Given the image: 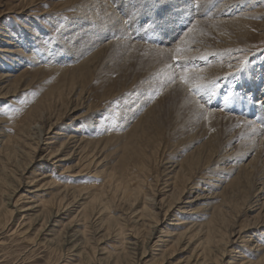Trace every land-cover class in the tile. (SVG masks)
I'll return each mask as SVG.
<instances>
[{"label": "rangeland", "instance_id": "obj_1", "mask_svg": "<svg viewBox=\"0 0 264 264\" xmlns=\"http://www.w3.org/2000/svg\"><path fill=\"white\" fill-rule=\"evenodd\" d=\"M106 1V7L111 8L112 5L111 11H120L116 17L112 16L115 15L113 12L112 15H110L115 17L111 20V23L114 25V30H119L121 33L119 32V34H112L106 32L104 36L99 37V31L97 30L92 31L93 37H90V31L88 33V28L86 26L81 28H75L77 25H70L69 27L66 26L70 18L77 14L81 3L79 0H0V148H2V141L8 137H13L15 131H17V126L20 125L21 120L27 114L29 108L34 103H36V101L40 100L43 97L42 95H44L46 92L55 90L57 91V97L54 96L53 98L56 97L55 100H58L52 106V113L46 111L43 116V121H41L39 124L37 123V125L39 127L41 126L42 129L39 139H36L35 142H33V139L27 141L28 143L33 142L32 145L37 146L36 151L30 150L23 146L25 140L23 136H21L19 140L21 149L18 146V150L16 152L11 153V149H4L3 151L0 149V182L2 181L1 178H4L6 181L11 183L10 186L9 184L4 186V183H0V264H197L202 260L201 258H204L205 256L204 253H201L202 251L200 250V246H198V242L204 240L203 235L205 234V229L201 231L202 233L199 232L198 234L196 233L197 229H195V225L199 224L200 222L207 221L211 215V208L219 203L220 200L215 199L216 197L213 198V196L212 198L205 196L210 195L211 193L210 188L212 187L208 185V181L213 175L211 173L216 169V166L213 162L217 161L218 158H221L222 154V157H226L228 159V164L225 166L226 169L224 168V170L219 174L220 179V176L222 177L227 173L228 167L233 164L236 157L239 159L237 164L242 166L248 165L252 159H254V165L255 167L257 166L256 170L261 173V177H256V171L254 168L252 169L251 167L249 168L248 166H244L247 168V170L250 169L249 172H252L250 176L252 186L258 188L257 191L253 190L254 195L256 193L259 194V191L264 187L260 182V179L263 177L262 173H264V0H185L189 5V10L185 13V15H179V17H177V19L179 18L182 22L181 26H179L177 29H174L176 26H178V24H176L177 19H174L173 15L179 14L178 12H180L181 9L184 10L187 8L188 5L185 6V1L183 0H177L179 4L177 11H174L173 9L169 10V5H174L176 2H171V4L168 5V0H165L161 6H153L154 0H120L119 4L115 3L118 7L114 5L113 0ZM140 12H143L144 14H141ZM135 13L137 15H135ZM240 16L245 22V24H243L244 27L242 31H236L235 28L230 26V29H226V31L229 30L227 31L228 34L225 35L222 34L224 32L227 33L223 27V29L219 27L222 31H217L215 28L212 29L213 27L210 26L213 25L210 23V17H219L222 19L225 17V19H230L231 23L233 22L236 24L237 21L234 19L235 17ZM121 17L123 18L120 19ZM145 17H147V20ZM159 17H161L162 20H165L164 27L161 23L157 22ZM171 17L173 20H170ZM97 21L100 23V19L98 17L90 20V30L97 28ZM115 24L117 25L115 26ZM118 24H120V28L117 27ZM194 24L199 26L200 30L202 29L207 32L210 36L213 35V37H215L217 35V48L220 49H211L212 47L206 46L202 47L203 49H198V47H195V44L189 42V46L186 41H183L181 39L182 37L184 40L187 38L185 36V34L188 32L187 28L193 26ZM107 26H110V23H108ZM154 27L159 28L160 30L162 29L160 32L164 34L169 30V34L163 37L159 36L158 34L152 36L151 31H153L152 28ZM18 29L19 31H17ZM69 29L73 30L70 33H67L66 31ZM172 29H174V31H172ZM71 34H75V37L72 38V43L70 41L68 44L66 39L68 35ZM204 35L205 34L202 35L203 39L206 41L211 40V37ZM80 36L84 37L79 40V45L74 47V40ZM180 36L181 38L179 39ZM61 38L62 40H60ZM177 42L180 43L178 44ZM182 42H184V44ZM209 42L214 43V40ZM133 43L136 44V46H134ZM66 45L69 47H65ZM90 45L92 47L98 45L97 47L99 49L103 48L102 52L104 54L101 53V55L96 58L97 60L95 59L93 64L94 66H91L90 69H88L90 70L88 76L86 75V77H80V74H77L79 77H75V85H72L70 76L65 73V75L63 74V76L60 77L61 70L56 69L61 66L63 67V65L66 66V64L70 65L72 62L73 64L74 62L75 64L79 63L82 60L84 54H86ZM174 45H177V47L180 49L183 47L181 50L184 49V52L186 50L185 53L181 51L183 56H186L187 58L189 56L190 59L191 55L193 54L195 57L193 56V59L189 62L187 61L188 59H186L181 61L179 64H176L173 56L177 54L175 50L177 47ZM187 45L188 47H185ZM167 47L168 49L173 50V53L172 51L171 54L170 51L167 53ZM6 48L13 50V52H4L7 51ZM135 48H137V50ZM158 49L161 50V54L159 53L160 50ZM208 49H211L210 52H208ZM78 50L81 53L77 56L75 55L77 57L75 58L74 54L77 53H74V51ZM201 50H205V52H198ZM49 51L50 53L51 51L55 53L57 52V55L53 56L52 60L50 59L53 63H48L47 61L46 56L49 54ZM221 52L223 53L219 55ZM226 52L230 54V56H227L225 54ZM181 53H179V55ZM187 53H190L191 55H187ZM198 53L201 54L203 60L201 57L196 56L199 55ZM216 53L220 62L222 60H229L230 66L227 70V73L231 71V74L230 72L228 74L224 73V75L219 74L216 76V79L213 78L209 80L207 78L208 80L205 79L203 82L211 84L215 83V81L218 79H240V77L245 73H249L254 80L258 78V81L252 85L245 84L243 87L241 84L234 85L235 82H232L230 85L227 81L219 88H205L200 93H194L190 91L185 85L186 93L188 90L189 92L187 94L185 92V94L182 93L183 98L181 99H184V102L186 99H190L188 101L189 103H192L193 99L197 98L196 100L198 102H196L198 104L200 103L199 105H202L201 108L199 106V110H209L210 108V110H217L219 108L230 110V106H228L229 104H232V106L240 104L241 108L250 106V108L255 109H253L251 115H247V109H242L241 111H228V115L231 114L232 117L235 118L234 120H237V118L239 119L237 121L239 126L237 124L236 127L229 126L226 124L227 119L224 121L222 120L223 124L220 122L221 126L218 130V132L220 131V134L218 136L222 142L219 151L213 154L212 159L215 158V160H212L211 162L209 161L207 168L201 169L202 174L200 173L198 175L195 173L190 182L186 184L184 192L180 194L179 202H176V199H173L170 196L172 187L174 186V183L176 184L177 182H173L174 179L171 178L173 172H169L172 170L169 165L174 162L176 164L178 160H184L182 159L184 155L195 147H198L204 140L207 139V136L199 137L200 139H194V136H191L190 139L181 140L180 143H178L176 146H173V140L176 141L179 136H176L175 133L177 130L185 131L190 127H195L200 130V126L198 125H201L203 121L199 120L194 122L196 119V117H194V111H188L187 109L182 110L183 108H181L178 112L179 120L176 126V128L180 127V130H176V128L171 130L172 127L168 129L167 123H164L167 126L162 123L152 126L150 128L151 132L149 135L153 134L155 136L151 138L153 143H151L152 145L150 144L149 146L145 142L141 143L140 148H138V143H136L135 146H138L136 155L138 156L132 154V150L129 145L126 146L128 150L125 146H122V148L120 147L121 145H124L121 144V141L123 143L126 137L123 135L120 139L118 138V135H121V133L123 134L129 128L133 127L132 125L135 120L142 115V111L144 109H147L148 105L145 107L146 104L148 102L151 103L159 96L161 97L164 95V93H166V91L169 89L170 83H172L169 81L180 80V74L184 73L185 69L187 70L188 77L191 74L190 77L193 79V81H199L201 77V79H204L203 77L209 75L207 74L209 71L206 73L202 70L204 74H200L201 76H199V73L201 72V68H204L205 65L212 67V64H214L213 68L218 65L217 61L210 62V60H214V58H216ZM202 54L205 56H202ZM225 55L227 57H225ZM203 62L205 63L202 64ZM49 65L52 67L50 66L51 68H48ZM173 65H175V67H171ZM231 66L233 67L231 68ZM195 70L196 72H200L195 74ZM233 70L234 72H232ZM217 84L218 81L215 83V85ZM227 85H230L231 87H228ZM66 87H69L68 90ZM60 89L61 95L59 96V100L58 91ZM81 89H83L81 94L82 97L79 93ZM213 91L214 94H208ZM137 92L139 93L137 94ZM153 93L154 95L156 94V96L154 99H150ZM193 96L196 98L194 97L191 99ZM226 96L228 97L227 100L225 99ZM139 102L140 104L137 105ZM143 105L145 106L143 107ZM116 107H118L119 110ZM142 108L143 110H141ZM88 109L94 110V113L92 114L93 118L91 117L89 121L93 124V128L96 130V133L94 130H90V127L85 124V126H87L82 129L83 132L81 134L78 132L75 134L89 139L91 137H89L88 134L91 133L90 135H92L94 133L93 136L101 135L100 138L106 136L107 140L109 139V141L106 143L105 149L100 153L98 152L95 154V160L97 159L96 161H99L100 159L101 162V164H99L100 166H97L98 170L103 168L102 172L105 171V173H100L101 176L98 175L95 176V178L94 176L91 177L89 173L87 174L86 171L81 172L74 178L72 176L59 175L58 172H60L61 168L55 167V170H52L53 166L50 164V160H47V158L44 156L48 147L43 143H45L46 139H50V137L53 135V138L57 137L53 139V142H55V145L58 146L60 141L67 139L66 136L69 135L66 133V136L65 134L55 136L56 134H54V132L59 131V129L62 128L65 123H67L66 127H70L73 121L72 115H80L86 112ZM108 110L109 113L112 114H108ZM125 111L126 114H129L128 116L130 119H121L124 116L123 114H125ZM223 112L226 113L224 110ZM118 114L122 116H118ZM114 117L116 118L114 119ZM244 117L247 120L246 123H250L249 127L246 129L243 125L246 124L243 121L245 120ZM94 118L97 120H94ZM80 119L88 120L89 115H84ZM240 119H242V121ZM55 121H58V123ZM252 122L254 124H252ZM12 123H15V126H13ZM171 123L172 122H170V124ZM242 126L243 128H240ZM73 127L74 126H72V129ZM259 127H262V132L260 134L254 133L257 128L259 130ZM106 130L108 131L106 132ZM48 131L51 133H47ZM60 131H63L64 133L67 131V129ZM188 131L192 133V130ZM193 131H196V129ZM159 135H161V137ZM162 136H165L166 138ZM158 137L161 139H158ZM162 139H164V141ZM156 143H158L160 146L163 145L162 148L159 147V145L157 146ZM192 144L194 147L191 146ZM145 145L148 146V148ZM72 147L73 146H71V149L68 148L69 150L65 149L61 151V155H65L68 151H72ZM123 147H125L124 151ZM144 147H146L145 150H147L145 153L142 152V154L138 149L144 151V149H142ZM26 151H28L27 153L29 154L24 153ZM236 154H239V156ZM8 155H10V158H8ZM143 155H145L144 157H147L144 158ZM76 156L78 157L79 155L76 154ZM77 157H75L74 160L63 162L62 167L75 163ZM137 157L144 158L143 168H145H142V170L141 166H139L141 159ZM30 158L31 160L27 161ZM25 163H27V165ZM234 167L239 166L234 165ZM92 169L94 168L92 167ZM232 170L231 173L229 172L228 174V176L230 175V178H233L232 176H235L238 172L237 168ZM45 172H47V175L48 173L52 172L51 179L48 177L40 178L42 177L40 175H45ZM110 172L114 174L116 173L117 175L115 174V176L119 178L120 181H116L114 179L108 180L107 176ZM206 172H208L207 175ZM131 175L134 178L136 177L135 179L139 180V182L137 181L136 183V180L131 177ZM78 177L80 178L78 179ZM106 179L108 181H106ZM44 180H55L56 182L62 185L65 184L69 187L86 185L89 186L88 191L91 193H96L95 196H97L95 200H90L92 199V195L83 194L82 198H76L72 200L71 195H68L69 197L61 203L58 210V208L55 207L56 204L54 201L60 195L58 189H62L63 186L58 185L55 182H50L47 183L45 187L41 188L42 191L37 190L35 191L36 193L34 192L31 195L28 192L34 187L43 184L45 182ZM79 180L80 182L78 183ZM140 180H143V182ZM222 182L223 180L220 181L219 184L224 185L225 182ZM30 183H32V185ZM241 183L243 182L241 181ZM179 184L180 183L178 182L176 185ZM241 185L242 184H239L240 187ZM218 187L219 188L216 189L215 192L220 191L221 186ZM139 188L140 196L136 199V202H128V199L124 198V195H122L123 193H126L125 189L127 191L129 189V191L134 192ZM236 188H238V185ZM11 191L13 194H11ZM145 191L149 194L150 198L152 197L154 199L152 200L151 198L146 201L148 203V207L150 206V210L147 211V214L143 213L142 215V205L144 204L143 201H145V199H142L144 198L142 195L145 193ZM262 191H264V189ZM9 193L11 194V199L9 200V203H7L6 197H8ZM198 193L201 195V198L195 199V196L198 195ZM25 195L26 197H31V200H28V202L24 203L23 199H25ZM21 196L23 198H19ZM41 198L43 200H53V204L49 207H43V210L41 207H36L33 210H26L24 213L18 210L22 204L26 206L30 203L32 205L38 204V202L42 200ZM186 200L188 202H185ZM250 200L251 199L247 200V204L237 207L236 209L234 208L231 211L232 214L230 212V214L227 216L226 225L228 226L225 228V230L223 227L222 231H225V234L223 235L225 237V235H227V229H229V227L234 228L232 235H230V242L227 244L219 240L215 245L213 244L216 247L213 246L212 248L218 255L215 257L214 255L212 256L211 253L210 256H206L205 261L201 262L200 264H210V262L211 264H225V262L230 257L229 255H231L230 264H252V262L263 253L264 248H262L263 250H261L258 255L253 256V250L264 247V243H262L264 235H259V233L261 234V232H264V226L263 228L261 227L260 230L254 229L256 232L252 235H250L251 233L247 231L249 228H246L251 227V222H253L256 218H259L258 222L261 221V224L263 222L261 215H259L260 217H257L260 201L257 198H254V203L250 204ZM106 202L108 203L106 204ZM151 202L153 204H151ZM199 204H202L206 208L193 214H185L189 213V211L195 210L196 206H199ZM169 206L175 208L174 216H172L171 210H167ZM152 207L154 208L152 209ZM248 207L250 208L248 209ZM204 210L206 214H201L204 212ZM238 210L240 211L238 212ZM56 211L60 212V216H55L54 219L50 220L49 215L53 216ZM150 211L153 212L149 213ZM94 212L97 214L95 215ZM135 213H137L139 216H137ZM23 215L25 217H23ZM98 215L100 216L98 217ZM179 218H181L182 221H186L184 222L185 224H176L178 223L177 221H179ZM110 219H112L113 222ZM100 221L102 223H99ZM142 223H147L148 226ZM192 224H194V226H192ZM240 224H242L241 229H244L242 235H250L249 242L247 243L240 241V239L237 240V233L238 229L240 228ZM106 225L109 227L107 228ZM190 225L192 227L187 229ZM244 225L246 226L243 227ZM167 227H173V229H170L172 230L170 231V235L163 236L164 239H167V243L164 242V240L160 242L157 241L156 236L161 233L162 229L165 230ZM150 228L151 231H153L149 238L147 234ZM189 230H191V233ZM180 231H183L184 234H187L186 236L183 235L177 240L176 237ZM57 233L59 235H57ZM71 233H74V235L71 236ZM216 236L217 237L215 239H219L220 233L218 232ZM155 241L157 242L154 243ZM145 245L147 253L145 256H143L141 254ZM222 249L225 250L223 253L221 252V255L219 252Z\"/></svg>", "mask_w": 264, "mask_h": 264}, {"label": "bare ground", "instance_id": "obj_2", "mask_svg": "<svg viewBox=\"0 0 264 264\" xmlns=\"http://www.w3.org/2000/svg\"><path fill=\"white\" fill-rule=\"evenodd\" d=\"M79 1H81V3H80V8L78 9V11H77V14H75L73 17H71L70 18V20L67 22V24H66V26L67 27H69L70 25H77V26H75V28H81V27H83V26H86L87 28H88V33H89V31H90V33H89V36L90 37H93V35H92V31H99L98 32V35H99V37H102V36H104V34L106 33V32H109V33H117V34H119V32L121 33V31H119V30H114V25L111 23L112 21V19H114L117 15H118V13L120 12V11H117V10H112L111 11V9H112V5H111V8H108V7H106L107 5H105L106 4V0H79ZM120 0H113V2H114V5H116V7H118L117 6V4H119L120 2H119ZM128 1V0H127ZM165 0H154V3H153V6H161V4L164 2ZM183 1H185V0H183ZM122 2V1H121ZM136 2V1H135ZM171 2H176V4H174V5H169V4H171ZM194 2V1H193ZM234 2V1H233ZM115 3H117V4H115ZM224 3V2H223ZM247 3V2H246ZM110 4V3H109ZM185 6H187L188 5V3L185 1ZM198 4V3H197ZM197 4H195V5H197ZM129 5V4H128ZM168 5H169V10H171V9H173L174 11H177V9L179 8V4H178V2H177V0H168ZM120 6V5H119ZM121 6H122V4H121ZM125 6H127V5H125ZM137 6V5H136ZM131 7V6H130ZM188 7H189V5L187 6V8H185L184 10L183 9H181V13L180 12H178L179 14H175V15H173V17H174V19H177V17H179V15H181V16H183V15H185V13L189 10L188 9ZM191 7V6H190ZM196 7V6H195ZM115 8V7H114ZM198 8V7H197ZM123 9V8H122ZM150 9V8H149ZM217 9V8H216ZM222 9V8H221ZM225 9V8H224ZM227 9V8H226ZM109 10V11H108ZM129 11V10H128ZM198 11V10H197ZM214 11V10H213ZM221 11V10H220ZM223 11V10H222ZM112 12L113 13H115V15H112ZM155 12V11H154ZM141 14H144L143 12H140ZM139 13V14H140ZM184 13V14H183ZM112 16H115V17H112ZM124 14V13H123ZM222 14V13H221ZM135 15H137L136 13H135ZM196 15V14H195ZM215 15H217V14H215ZM214 15V16H215ZM125 16V15H124ZM239 16V15H238ZM86 17V18H85ZM96 17H98L99 19H100V23L97 21L96 22V26H97V28H94L93 30H90V25H89V22H90V20L91 19H93V18H96ZM144 17V16H143ZM219 17H221V16H219ZM219 17H216V18H212V17H210V23L211 24H213V25H210V26H212L213 28L212 29H214L215 28V30H217V31H222L220 28H224V30L226 31V29H230V26H232L233 28H235L236 29V31H242L243 30V24H245V22L243 21V19H241L242 17L240 16V17H235V19L234 20H236L237 21V23L235 24V23H231V21H230V19L228 20V19H225V17H224V19H222V18H219ZM119 18V17H118ZM118 18H116V19H118ZM123 17H121L120 19H122ZM146 18V20H147V17H145ZM212 18V19H211ZM127 19V18H126ZM202 19H204V18H202ZM202 19H200V20H202ZM208 19V18H207ZM170 20H173V18L171 17L170 18ZM199 20V21H200ZM117 21V20H116ZM120 21V20H119ZM123 21V20H122ZM247 21V20H246ZM158 23H161L162 25H163V27H164V25H165V20H162L161 19V17H159L158 18V21H157ZM108 23H110V26H107V24ZM101 24H102V26H101ZM176 24H178V26H176L174 29H177L179 26H181V24H182V22H181V20L178 18L177 19V23ZM197 24V23H196ZM117 24H115V26H116ZM119 25L120 24H118V26L117 27H119ZM122 25V24H121ZM195 25V24H194ZM191 26V27H189V28H187V34H185V36L187 37L185 40H184V38L182 37L181 38V36L179 37V39L181 38L183 41H186V43H188L189 44V42H191L192 44H195V47H198V49H203L202 47H204V46H206V47H212L211 49H220V48H217V45H218V42H217V40H216V36L215 37H213V35L212 36H210L207 32H205L204 30H200V27L199 26H197V25H195V26ZM198 25H199V23H198ZM222 25V26H221ZM131 26V25H130ZM133 26V25H132ZM204 26V25H203ZM109 27V28H108ZM122 27V26H121ZM126 27V26H125ZM220 27V28H219ZM120 28V27H119ZM124 28V27H123ZM222 28V29H223ZM174 29H172V31H174ZM73 29H69L68 31H66L67 33H70L71 31H72ZM128 30V29H127ZM152 30L153 31H151L152 32V36L153 35H159V36H165V35H168L169 34V30L164 34V33H161L160 31L162 30H160L159 28H152ZM210 30H211V28H210ZM17 31H19V29L17 30ZM115 31H117V32H115ZM123 31V30H122ZM186 31V30H185ZM227 31H229V30H227ZM226 31V32H227ZM232 31V30H231ZM123 32H125V31H123ZM122 32V33H123ZM224 32V31H223ZM126 33V32H125ZM212 33V32H211ZM218 33H220V32H218ZM217 33V34H218ZM40 34V33H39ZM38 34V35H39ZM203 34H205V35H207L208 37H211V40L213 41L214 40V43H211V42H209V41H211V40H209V41H206L205 39H203L202 37V35ZM213 34H215V33H213ZM221 34V33H220ZM222 34H225V35H227L228 34V32L227 33H222ZM237 34V33H236ZM72 35V34H71ZM71 35H68V37H67V42H68V44L70 43V41H71V43H72V38H74L75 37V34H73L72 36ZM121 35V34H120ZM128 35V34H127ZM204 35V36H205ZM52 36V35H51ZM123 36H125V35H123ZM82 37H84V36H80L79 38H77V39H75L74 40V42H75V45H74V47H77L78 45H79V40L80 39H82ZM128 37V36H127ZM128 39V38H127ZM206 39H208V38H206ZM220 39V38H219ZM18 40V39H17ZM60 40H62V38L60 39ZM188 40H190V41H188ZM223 40V39H222ZM181 41V40H180ZM219 41V40H218ZM224 41V40H223ZM225 42V41H224ZM24 43V42H23ZM178 43V42H177ZM180 43V42H179ZM178 43V44H179ZM183 44H184V42H182ZM181 43V44H182ZM134 44V43H133ZM176 44V43H175ZM177 44V45H178ZM145 45V44H144ZM177 45H174V46H176L177 47ZM232 45V44H231ZM59 46V45H58ZM98 46V45H97ZM97 46H95V47H92L91 45L88 47V50H87V52L86 51H84V52H86V54H84V56L82 57V60L79 62V63H76L75 64V62H74V64H73V62H72V64H70V65H67L66 64V66H64L63 65V67L61 66V67H58L56 70H61L60 71V77L61 76H63V74L65 75V73L66 74H68L69 76H70V81H71V83H72V85L75 83L74 82V79H75V77H79V76H77V74H80V77H86V75L88 76V74H89V71L90 70H88V69H90V67L92 66H94L93 64H94V62H95V59L96 58H98L100 55H101V53H103L102 51V49L103 48H101V49H99ZM134 46H136V44H134ZM137 46H138V44H137ZM139 46H140V44H139ZM179 46V45H178ZM181 46V45H180ZM189 46H190V44H189ZM191 46H193V45H191ZM65 47H69L68 45H66ZM99 47H101V46H99ZM142 47V46H141ZM172 47V46H171ZM185 47H188V45L187 46H185ZM213 47H216V48H213ZM1 48V47H0ZM15 48V47H14ZM39 48V47H38ZM164 48V47H163ZM172 48H174V47H172ZM183 48V47H182ZM181 48V49H182ZM44 49V48H43ZM49 49V48H48ZM58 49V48H57ZM74 49V48H73ZM136 50H137V48H135ZM142 49V48H141ZM160 49H161V46H160ZM160 49H158V50H160ZM167 49H168V47H167ZM186 49V48H185ZM194 49H196V48H194ZM210 49V50H211ZM227 49V48H226ZM229 49V48H228ZM6 50L7 51H4V52H13V50H11V49H9V48H6ZM26 50V49H25ZM35 50H37V49H35ZM51 50V49H50ZM60 50V49H59ZM175 50H176V48H175ZM184 50V49H183ZM183 50H181L182 52H184ZM210 50L208 49V52H210ZM224 50V49H223ZM233 50V49H232ZM28 51V50H27ZM149 51V50H148ZM163 51V50H162ZM167 51V50H166ZM170 51V54H171V51H172V53H173V50H170V49H168V51H167V53ZM188 51H190V50H188ZM228 51V50H227ZM230 51H231V49H230ZM29 52H30V50H29ZM28 52V53H29ZM39 52H42V51H39ZM161 52V50L159 51V53ZM185 52H186V50H185ZM184 52V53H185ZM198 52H200V53H202V52H205V50H201V51H198ZM214 52V51H213ZM44 53V52H43ZM49 54H47V56H46V58H47V61H48V63H50L51 62V60L53 59V56H55V55H57L55 52H53V51H51V53H50V51L48 52ZM74 53H77V54H74V56L76 55H79L81 52H79V50L78 51H74ZM174 53H175V51H174ZM181 53V52H180ZM183 53V54H184ZM191 53V52H190ZM189 53V54H190ZM207 53V52H206ZM223 52H221V53H219V55H221ZM32 54V53H31ZM104 54V53H103ZM161 54V53H160ZM188 53H187V55H189ZM192 54V53H191ZM190 54V55H191ZM195 54H196V52H195ZM199 54V53H198ZM209 54H211V53H209ZM227 56H230V54H228L227 52L225 53ZM30 55V54H29ZM38 55V54H37ZM39 55H40V53H39ZM38 55V56H39ZM42 55H44V54H42ZM83 55V54H82ZM121 55V54H120ZM164 55V54H163ZM177 55V54H176ZM180 55H182V53L180 54ZM185 55V54H184ZM225 55V57H227ZM26 56V55H25ZM38 56H36V57H38ZM44 56V57H45ZM75 56V58H77ZM175 56V55H174ZM173 56V57H174ZM183 56V55H182ZM193 54L191 55V57H190V59H189V56H188V62L190 61V60H192L193 59ZM197 57H201V54H199V55H196ZM202 56H205V55H203L202 54ZM215 56H216V58H214V60H210V62L211 61H217V63H218V65L217 66H215L214 68H213V65L214 64H212V67H208V66H204V68H201V72L200 71H198V72H196V70L194 71V73L196 74V73H199V76H201V75H203L204 74V72H208L207 74H209V75H207L206 77H203L204 79H201L200 77V80L199 81H205V79H213V78H215L216 79V76H218L219 74L221 75V74H223L224 75V73H227V70H228V68H229V66H230V62H229V60L227 61H224V60H222L221 62L219 61V58H218V55H217V53L215 54ZM40 57V56H39ZM38 57V58H39ZM102 57V56H101ZM100 57V58H101ZM163 57V56H162ZM195 57V56H194ZM196 57V58H197ZM223 57H224V54H223ZM27 58H29V57H27ZM26 58V59H27ZM103 58V57H102ZM202 58V57H201ZM221 58H222V56H221ZM51 59V60H50ZM67 59V58H66ZM79 59V58H78ZM161 59V58H160ZM198 59V58H197ZM223 59V58H222ZM259 59V58H258ZM74 60V59H73ZM72 60V61H73ZM97 60V59H96ZM101 60V59H100ZM99 60V61H100ZM202 60H203V58H202ZM28 61V60H27ZM103 61V60H102ZM164 61H165V59H164ZM44 62V61H43ZM35 63V62H34ZM47 63V62H46ZM51 63H53V62H51ZM71 63V62H70ZM100 63V62H99ZM205 62H203L202 64H204ZM102 64V63H101ZM28 65V64H27ZM62 65V64H61ZM99 65V64H98ZM118 65V64H117ZM120 65V64H119ZM187 65V64H186ZM51 65H49V67L48 68H51L50 67ZM110 66V65H109ZM156 66V65H155ZM199 66V65H198ZM234 66V65H233ZM233 66H231V68L233 67ZM237 66V65H236ZM54 68V67H53ZM187 68V67H186ZM188 68H190V67H188ZM166 69V68H165ZM193 69V68H192ZM191 69V70H192ZM53 70H55V69H53ZM190 70V71H191ZM197 70H198V68H197ZM204 72H203V71ZM237 70V69H236ZM189 72V71H188ZM203 72V73H202ZM230 72V74H231V71H229ZM228 72V73H229ZM232 72H234V70L232 71ZM174 73V72H173ZM194 73H192V74H194ZM227 73V74H228ZM169 74V73H168ZM201 74V75H200ZM191 75V74H190ZM190 75H189V78H191L190 77ZM235 75V74H234ZM194 76V75H193ZM223 78H224V76H223ZM132 79V78H131ZM173 79H175V78H173ZM207 79V80H208ZM214 79V80H215ZM152 80V79H151ZM206 80V81H207ZM150 81V80H149ZM218 81V84L216 85V87L215 88H219V87H221L222 85H224V83H226L227 81H228V83L231 85L232 84V82H235V84L234 85H236V84H241L242 85V87H243V85H245V84H253V83H255V82H257L258 81V78L257 79H252V76L249 74V73H245L244 75H242L241 77H240V79L239 78H236V79H231V78H228V79H226V80H221V79H218V80H216L215 81V83ZM136 82V81H135ZM169 82H172V83H170V86H169V89L166 91V90H164V91H166V93H164V95H162L161 97L159 96L157 99H155L154 101H152L151 103H147L146 101V106L145 105H143V107L145 106V107H147V105H148V107H147V109L144 111L143 110V108L141 109V110H143L142 111V115L140 116V117H138L136 120H135V122L133 123V127H131V128H129L126 132H124L123 134L121 133V135H118V138H120L121 139V137L124 135V137H126V139L123 141V143H122V141H121V144H124V145H121L120 147L122 148V146H130L131 147V150H132V154L133 155H136L137 154V147L138 148H140V144L141 143H146V144H148V146L151 144V143H153V141L151 140V138H153V134H151V135H149L150 134V132H151V127L152 126H156V125H158V123L160 124V123H162V124H166L167 123V125H168V129L170 128V127H172V129L171 130H174L175 128H176V126H177V124H178V120H179V116H178V112H179V110L181 109V108H183L182 110H185V109H187L188 111H194V117H196V119H195V121L194 122H197V121H199V120H202L203 121V123H201V125H198V126H200V130L199 129H197V128H195V127H190V128H188L187 130H185V131H181L179 128H176V130L177 129H179L180 131H178L177 130V132L175 133L176 134V136L177 135H179L178 136V139L175 141V140H173V143H172V145L174 146H176L178 143H180L181 142V140H185V139H190L191 138V136H194V139H197V138H199V137H205V136H207V139L206 140H204L198 147H195L194 149H192V150H190L189 152H187L185 155H184V157L182 158V159H184V160H182V161H179L178 160V162L175 164V162L174 163H171L170 165H169V167L170 168H172V170L171 171H169V172H173V174L171 175V178L172 179H174V181L173 182H179L180 184L179 185H176L175 183H174V186L172 187V190H171V194H170V196L174 199H176V202H179V197H180V194H182V192H184V189H185V187H186V184H188L189 182H190V180L194 177V175H195V173L196 174H202V171H201V169H204V168H207V165L209 164V161L211 162L212 160H215V158H213L212 159V157H213V154L214 153H217L218 151H219V148H220V146H221V140H220V138H219V134H220V131L218 132V130H219V127L221 126L220 125V122L223 124V122H222V120L224 121L225 119H227V123H226V121H225V123L226 124H228L229 126H232V127H236L237 125L239 126V124H237L238 122V118H237V120H234L235 118H233L232 117V115L230 114V115H228V111H241L242 109H247L248 110V114L247 115H251V112L253 111V109H255V108H250V106H245V107H240V104H236V106L234 105V106H232V104H229L228 106H230V110H225V109H221V108H219V109H217V110H214V109H212V110H199L198 108H199V106H200V108H201V105H199L197 102V98L195 97V96H193L191 99H193L194 97L196 98V99H193V101H192V103H189V101L188 100H190V99H186L185 100V102H184V99H181V98H183V95H182V93L183 94H185L186 93V91H185V84H182V81L181 80H172V81H169ZM69 84H70V82H69ZM68 84V85H69ZM64 85V84H63ZM62 85V86H63ZM67 85V84H66ZM71 85V86H72ZM75 85V84H74ZM159 85V84H158ZM184 85V86H183ZM228 86V87H231V86ZM13 87V86H12ZM18 87V86H17ZM138 87V86H137ZM148 87V86H147ZM187 87V86H186ZM60 88V87H59ZM61 88H63V87H61ZM67 88V87H66ZM69 88V87H68ZM68 88H67V90H68ZM122 88H123V86H122ZM142 88V87H141ZM141 88H140V90H141ZM188 88V87H187ZM54 89H55V87H54ZM120 89V88H119ZM135 89H137V88H135ZM139 89V88H138ZM144 89V88H143ZM147 89V88H146ZM52 90H53V88H52ZM57 90V89H56ZM118 90V89H117ZM145 90V89H144ZM154 90V89H153ZM55 91V90H54ZM49 91V92H46L44 95H42L43 97L40 99V100H38V101H36V103H34L30 108H29V110H28V112H27V114L25 115V117L21 120V123H20V125H18L17 126V128H16V130L17 131H15V134L13 135V137H8L7 139H5L4 141H2V148H0L2 151L4 150V149H7V150H9V149H11V153H13V152H16L17 150H18V146H19V148L21 149V146H20V144H19V140H20V138H21V136H23L24 138H25V140H24V147H27L28 149H30V150H35L36 151V149H37V146H34V145H32V143L33 142H35L36 141V139H39V135L41 134V132H42V129H41V126L39 127L38 125H37V123L39 124L41 121H43V116H44V113L46 112V111H48V112H51L52 113V106H53V104L55 103V102H57L58 100L56 99L55 100V98L57 97V95H56V92L57 91ZM60 91H61V89L58 91V98H59V96L61 95L60 94ZM138 91V90H137ZM203 91V90H202ZM67 92V91H66ZM66 92H65V94H66ZM82 92H83V89H81V91L79 92L80 93V95L82 94ZM140 92V91H139ZM139 92H137V94L139 93ZM147 92V91H146ZM149 92V91H148ZM153 92V91H152ZM151 92V93H152ZM185 92V93H184ZM189 92V90L187 91V93ZM154 93H156V92H154ZM154 93L152 94V97H150V99H154V97L156 96V94L154 95ZM186 93V94H187ZM132 94H134V93H132ZM150 94V93H149ZM193 94V93H192ZM209 94V93H208ZM84 95V94H83ZM54 96H56L55 98H53ZM112 96V95H111ZM134 96V95H133ZM145 96V95H144ZM143 96V97H144ZM182 96V97H181ZM81 97H82V95H81ZM136 97V96H135ZM134 97V98H135ZM146 97V96H145ZM144 97V98H145ZM148 97H149V95H148ZM210 97H212V96H210ZM209 97V98H210ZM120 98V97H119ZM143 98V99H144ZM38 99V98H37ZM78 99H79V97H78ZM121 99V98H120ZM136 99V98H135ZM141 99V98H140ZM149 99V98H148ZM147 99V100H148ZM149 99V100H150ZM59 100H60V98H59ZM75 100H76V98H75ZM145 100V99H144ZM144 100H142V101H144ZM139 101V100H138ZM186 101H187V103H186ZM197 101V102H196ZM121 102V101H120ZM141 102V101H140ZM140 102L139 103H137V105L138 104H140ZM200 102V101H199ZM263 102V101H262ZM143 103V102H142ZM118 104V103H117ZM117 104H115V105H117ZM145 104V103H144ZM201 104H203V103H201ZM111 105V104H110ZM114 105V104H113ZM112 105V106H113ZM262 105H263V103H262ZM119 106V105H118ZM124 106V105H123ZM227 106V107H228ZM111 107V106H110ZM112 108V107H111ZM117 109H118V107H116ZM122 108V107H121ZM125 108V107H124ZM140 108H141V106H140ZM204 108H205V106H204ZM206 108H208V107H206ZM127 109V108H126ZM96 110H99V109H96ZM102 110V109H101ZM100 110V111H101ZM119 110V109H118ZM125 110V109H124ZM141 110H139V111H141ZM223 110L226 112V113H224L223 112ZM94 110H91V109H88L86 112H84V113H82V114H80V115H77V116H73L72 115V123H71V126L70 127H66L67 125V123H65L64 124V126L62 127V128H60L59 129V131H55L54 132V134H56L55 136H59V135H64L65 134V136H66V133H68V135L69 136H66L67 137V139H65V140H62V141H60V143H59V141H58V143H59V145L57 146V145H55V142H53V139H55V138H57V137H54L53 138V135L50 137V139H46V141H45V143H43V144H46L47 145V151H46V154L44 155L46 158H47V160H50V164H52V170H55V167L57 168V167H60L61 168V170H60V172H58L59 173V175H67V176H72L73 178L75 177V176H78L81 172H83V171H86V173L88 174H90L91 175V177L92 176H94V178H95V176H98V175H100V173L102 174V173H105V171L104 172H102L103 171V168H101V169H99L98 170V167L97 166H100L99 164H101V162H100V159H99V161H96L95 160V154L96 153H100L101 151H103L104 149H105V147H106V143H107V141H109V139L107 140V137L106 136H104L103 138H100L101 137V135H98V136H93V134L92 135H90V134H88L89 135V137H91V138H89V139H86V138H83V136H78L77 134H75V133H82L83 131H82V129L84 128V127H86L87 125L90 127V130H94V128H93V124L89 121L90 120V118L92 117V114L94 113L93 112ZM112 111V110H111ZM103 112V111H102ZM119 112V111H118ZM50 113V114H51ZM100 113V112H99ZM104 114V113H103ZM103 114H102V116H103ZM108 114H112V113H109V110H108ZM117 114V113H116ZM131 114V113H130ZM84 115H86V116H88L89 115V119L88 120H84V119H80L82 116H84ZM100 115V114H99ZM98 115V116H99ZM124 116L121 118V119H127V118H129V114H126V111H125V114H123ZM93 116H95V115H93ZM118 116H122V115H120V114H118ZM104 117V116H103ZM113 117V116H112ZM258 117H259V114H258ZM93 118V117H92ZM106 118V117H105ZM111 118V117H110ZM116 117H114V119H115ZM239 118H241V117H239ZM245 118V117H244ZM243 118V119H244ZM100 119H101V117H100ZM99 119V120H100ZM120 119V118H119ZM125 119V120H126ZM130 119V118H129ZM80 120H82V121H80ZM84 120V121H83ZM93 120V119H92ZM91 120V121H92ZM94 120H97V119H95L94 118ZM93 120V121H94ZM241 121H242V119H240ZM103 121H104V118H103ZM109 121V120H108ZM113 121V120H112ZM120 121V120H119ZM164 121H166V122H164ZM172 122L171 124H170V122ZM245 123L247 122V120H246V118H245V120H243ZM55 122H57L58 123V121H55ZM240 122V121H239ZM243 122V123H244ZM16 123V122H15ZM15 123L13 124V126H15ZM94 123V122H93ZM96 123V122H95ZM109 123H110V121H109ZM114 123V122H113ZM157 123V124H156ZM85 124H87L86 126H85ZM112 124V123H111ZM123 124V123H122ZM164 124V125H165ZM191 124V123H190ZM237 124V125H236ZM252 124H254L253 122H252ZM52 125V124H51ZM163 125V126H164ZM167 125H165V126H167ZM244 125V128L246 129L247 127H249V125H250V123H246V124H243ZM72 126H74L73 127V129H72ZM96 126V125H95ZM122 126V125H121ZM98 127V126H97ZM96 127V128H97ZM100 127V126H99ZM114 127V126H113ZM149 127V128H148ZM159 127V126H158ZM162 127V126H161ZM160 127V128H161ZM50 128V127H49ZM106 128H108V127H106ZM148 128V129H147ZM166 128V127H165ZM240 128H243V126L242 127H240ZM52 129H54V128H52ZM66 130L67 129V131H65L64 133H63V131H60V130ZM86 129V128H85ZM99 129V128H98ZM101 129H103V128H101ZM194 129H196V131H193ZM120 130V129H119ZM153 130V129H152ZM166 130V129H165ZM188 130H192V133L190 132V131H188ZM86 131H88V130H86ZM100 131V130H99ZM98 131V132H99ZM104 131V130H103ZM108 130H106V132H107ZM115 131V130H114ZM122 131V130H121ZM154 131V130H153ZM152 131V132H153ZM157 131V130H156ZM167 131H169V130H167ZM252 131V130H251ZM50 131H48L47 133H49ZM94 132L96 133V130H94ZM109 132H111V131H109ZM119 132V131H118ZM118 132H116V133H118ZM194 132V133H193ZM196 132V133H195ZM262 132V127H259V130H258V128H257V130H255V132L254 133H256V134H260ZM51 133V132H50ZM99 133H101V132H99ZM104 133H105V131H104ZM177 133H180V134H177ZM222 133V132H221ZM106 134V133H105ZM120 134V133H119ZM144 134H146V135H144ZM158 134V133H157ZM104 135V134H103ZM110 135V134H109ZM116 135V134H115ZM155 135H156V133H155ZM164 135V134H163ZM222 135V134H221ZM64 136V137H65ZM113 136V135H112ZM111 136V137H112ZM160 137H161V135H159ZM183 136V137H182ZM43 137V136H42ZM63 137V138H64ZM110 137V136H109ZM123 137V138H124ZM155 137V136H154ZM160 137H158V139H161ZM162 137H165V136H162ZM157 138V137H156ZM166 138V137H165ZM164 138V139H165ZM256 138V137H255ZM32 140L33 139V142H27L28 140ZM111 139V138H110ZM164 139H162L163 141H164ZM200 139V138H199ZM170 140V139H169ZM104 141V142H103ZM157 141V140H156ZM163 141H162V143H163ZM73 142V143H72ZM56 143H57V141H56ZM136 143H138V146L136 147L135 146V144ZM168 143H169V141H168ZM157 144V146L159 145L158 143H156ZM226 144V143H225ZM152 145V144H151ZM167 145V144H166ZM71 146H73L72 147V151H68L65 155H61V151H63V150H69L68 148H70L71 149ZM146 146V145H145ZM148 146H146L147 148H148ZM163 146V145H162ZM162 146H160L159 145V147H161L162 148ZM192 147H194V145L192 144L191 145ZM224 146H228V145H224ZM125 147H123V151H124V148ZM146 147H144V148H142V149H144V151H142L141 149H138V150H140L141 151V153L142 152H144L145 153V151L147 150H145V148ZM156 147V146H155ZM12 148H15V149H12ZM126 149H127V147H126ZM1 150H0V152H1ZM128 150V149H127ZM19 151H21V150H19ZM29 151V150H28ZM28 151H26V152H24V153H26V154H29V153H27ZM119 151V150H118ZM126 151V150H125ZM163 151V150H162ZM247 151V150H246ZM73 152V153H72ZM128 152H130V151H128ZM148 152V151H147ZM146 152V153H147ZM155 152V151H154ZM185 152V151H184ZM258 152V151H257ZM71 153H72V155H71ZM79 153V154H78ZM156 153V152H155ZM262 153V152H261ZM9 154V153H8ZM76 154L77 155H79L78 157L76 156ZM103 154V153H102ZM143 154V153H142ZM154 154V153H153ZM219 154V153H218ZM217 154V155H218ZM245 154V153H244ZM156 155V154H155ZM235 155V154H234ZM237 155V154H236ZM43 156V157H44ZM136 156H138V155H136ZM145 155H143V157H144ZM154 156V155H153ZM223 156V154L221 155V158H218L217 159V161H215V162H213L214 164H215V166H216V169L215 170H213V172L211 173V174H213L212 175V177H208L209 178V181H208V185L209 186H211L212 188H210L211 189V193H210V195H205V196H207L208 198H212V196H213V198H215V199H220L219 200V203H217L216 205H214L212 208H211V215H210V218L207 220V221H205V222H200L199 224H196L195 226V229H197L196 230V233H198L199 234V232H201L203 229H205L204 231V240H202V241H200V242H198V246H200V250L202 251L201 253H204V258H201L202 260L200 261V262H198L197 264H200L201 262H204L205 261V257L206 256H210V254L212 253V256L214 255L215 257L218 255L217 253H215L216 251H214V249L212 248L219 240H221V241H223L224 243H229L230 242V235H232V231H233V227H229V229H227L228 231H227V235H225V237L223 236L224 234H225V228L228 226V225H226V221H227V216H228V214H230V212L235 208H237V207H240V206H243V205H245V204H247V200L248 199H251L250 200V204H252V203H254V198H257L259 201H260V205H259V211L257 212V217H260L259 215H261L262 216V224H261V221L260 222H258V220H259V218H256L253 222H251V227H253V228H251V227H246V228H249V230H247L248 232H250L251 234L250 235H252L253 233H255L256 231L254 230V229H261V227L263 228V226H264V191H262L263 189H264V187L259 191V194L258 193H256L255 195H254V193H253V190H255V191H257V189L258 188H256L255 186H252V182L250 181L251 179H250V176H251V174H252V172H249V170H247V166L250 168H254L255 169V171H256V177H261L260 175H261V173H259V171H257L256 170V168H257V166L255 167V163H254V159H252V161L248 164V165H238L237 163L239 162V159L236 157V159H235V161L233 162V164H231V166L230 167H228V171H227V173L226 174H224L222 177L220 176V179H219V174L224 170V168H225V166L228 164V159L226 158V157H222ZM237 156H239V154L237 155ZM75 157H77L76 159V161H75V163H73V164H71V165H67V166H65V167H62L63 165H62V163L63 162H67V161H71V160H74L75 159ZM100 157V156H99ZM124 157V156H123ZM133 157V156H132ZM137 157V158H140L141 159V162H143V160H144V158H146V157ZM178 157H179V155H178ZM220 157V156H219ZM232 157H233V154H232ZM235 157V156H234ZM241 157V156H240ZM8 158H10V155H8ZM41 158V157H40ZM72 158V159H71ZM256 158V157H255ZM102 159H103V157H102ZM102 159H101V161H102ZM29 160H31V158L30 159H28L27 161H29ZM41 160V159H40ZM132 160V159H131ZM231 160V159H230ZM233 160V159H232ZM241 160V159H240ZM119 161V160H118ZM148 161H149V159H148ZM147 161V162H148ZM174 161H175V159H174ZM177 161V160H176ZM20 162V161H19ZM43 162V161H42ZM140 162V161H139ZM140 162V165H139V163H138V165L139 166H141V170H142V168H143V164H144V162L143 163H141ZM230 162V161H229ZM120 163V162H119ZM148 163H150V162H148ZM1 164V163H0ZM26 165H27V163H25ZM29 164V163H28ZM134 164V163H133ZM174 164V165H173ZM240 164V163H239ZM256 164H257V162H256ZM213 165V164H212ZM234 165H237V166H239V167H234ZM3 166H5V165H3ZM94 168V169H92V167ZM147 166V165H146ZM173 166V167H172ZM244 166H246V167H244ZM91 167V168H90ZM138 167V166H137ZM5 168V167H4ZM124 168V167H123ZM122 168V169H123ZM129 168V167H128ZM136 168V167H135ZM145 168V167H144ZM143 168V169H144ZM177 168V169H176ZM234 168H237L238 169V172L236 173V175L235 176H232L233 178H230V175L228 176V174H229V172L231 173V170L232 169H234ZM132 169H134V168H132ZM147 169V168H146ZM145 169V170H146ZM169 169V168H168ZM226 169V168H225ZM124 170V169H123ZM130 170V169H129ZM140 170V171H141ZM119 171V170H118ZM233 171V170H232ZM108 172V171H107ZM116 172V171H115ZM121 172V171H120ZM135 172V171H134ZM142 173H143V171H141ZM140 172V173H141ZM211 172V171H210ZM47 172H45V175H40V176H42V177H40V178H46V177H48V178H50L51 179V173L52 172H50V173H48V175L46 174ZM124 173V172H123ZM207 173L208 172H206V175H207ZM254 173V172H253ZM5 174V173H4ZM107 174V173H106ZM116 174V173H115ZM115 174L114 173H109L108 174V180L109 179H114V180H116V181H120V179L119 178H117L116 176H115ZM119 174V173H118ZM122 174V173H121ZM126 174V173H125ZM133 174V173H132ZM138 174V173H137ZM143 174H145V173H143ZM166 174V173H165ZM57 175V174H56ZM117 175V174H116ZM146 175V174H145ZM157 175V174H156ZM209 175V174H208ZM258 175V176H257ZM262 175H263V177L260 179V182L263 184V186H264V173H262ZM101 176V175H100ZM121 176V175H120ZM125 176V175H124ZM139 176H142V175H139ZM32 177V176H31ZM71 177V178H72ZM87 177V176H86ZM91 177H88V178H91ZM103 177V176H102ZM126 177H127V175H126ZM129 177V176H128ZM131 177H133L132 175H131ZM80 177H78V179H79ZM85 178V177H84ZM124 178V177H123ZM134 178V177H133ZM136 178V177H135ZM134 178V179H135ZM155 178H157V177H155ZM170 178V177H169ZM170 178V179H171ZM208 178H206V179H208ZM255 178V177H254ZM39 179V178H38ZM125 179H127V178H125ZM129 179V178H128ZM219 179V180H218ZM1 182L0 183H4L3 185L5 186V185H8L9 184V186H10V182H8V181H6L4 178H1ZM33 180V179H32ZM37 180V179H36ZM83 180V179H82ZM107 179H106V181H108ZM136 180V179H135ZM144 180V179H143ZM143 180H140V181H142L143 182ZM223 180V182H225L224 183V185H221V184H219V182L220 181H222ZM45 181V180H44ZM74 181V180H73ZM76 181V180H75ZM137 181L139 182V180H136V183H137ZM203 181V180H202ZM207 181V180H206ZM241 181L243 182V183H241ZM27 182V181H26ZM50 182H55V183H57L58 185H61V186H63V188L62 189H58V192H59V196L56 198V200L54 201L55 202V204H56V208H58V210H59V207H60V205H61V203L65 200V199H67L69 196L68 195H71V198H72V200L73 199H76V198H82V195L83 194H87V195H92L91 197H92V199H90V200H95L96 199V196H95V194L96 193H94V192H89L88 191V189H89V186H86V185H82V186H72V187H69V186H66L65 184L64 185H62V184H60V183H58V182H56L55 180H52V181H50V180H46L43 184H41V185H38V186H36V187H34L32 190H30V191H28L29 193H30V195L32 194V193H34L35 191H37V190H41V188L42 187H45V185L47 184V183H50ZM80 182V180L78 181V183ZM141 182V183H142ZM216 182V183H215ZM222 182V183H223ZM33 183V182H32ZM32 183H30L31 185H32ZM76 183V182H75ZM117 183V182H116ZM119 183H121V182H119ZM119 183H118V185H119ZM134 183V182H133ZM168 183V182H167ZM166 183V184H167ZM34 184V183H33ZM70 184V183H69ZM82 184V183H81ZM204 184V183H203ZM207 184V183H206ZM205 184V185H206ZM239 184H242L241 185V187L239 186ZM237 185H238V188H236L237 187ZM1 186V185H0ZM139 186V185H138ZM140 186H143V185H140ZM167 186H168V184H167ZM187 186H189V185H187ZM218 186H221V189H220V191L218 192H215L216 191V189H218L219 187ZM251 186V187H250ZM125 187V186H124ZM136 187V186H135ZM134 187V188H135ZM119 188V187H118ZM133 188V189H134ZM142 188V187H141ZM171 188V187H170ZM4 189V188H3ZM7 189V188H6ZM68 189V190H67ZM5 190V189H4ZM251 190V191H250ZM1 191V190H0ZM42 191V190H41ZM46 191V190H45ZM123 191V190H122ZM133 191V190H132ZM143 191H144V189H143ZM95 192H97V191H95ZM125 192L126 193H123L122 195H124V198H126V199H128V202H131V203H133V202H136V199L137 198H139V196H140V188L139 189H137V191H134V192H131V191H129V189H128V191L125 189ZM5 193V192H4ZM36 193V192H35ZM41 193H43V192H41ZM120 193V192H119ZM122 193V192H121ZM199 193H201V192H199ZM199 193H198V195H196L195 196V199H198V198H201V195H199ZM6 194V193H5ZM11 194H13V192L11 191ZM11 194L9 193L8 194V197H6L5 195V197L7 198V203H9V200L11 199ZM141 194H142V191H141ZM1 195V194H0ZM22 195V194H21ZM167 195V194H166ZM202 196H203V194H202ZM35 197V196H34ZM90 197V198H91ZM142 197H144V198H142ZM142 199L144 200L145 199V201H143L144 202V204L142 205L143 207V211H142V215H143V213H146L147 214V211H149L150 210V206L148 207V203L146 202L147 200H149V199H151L150 197H149V194L148 193H146V191H145V193L142 195ZM163 197V196H162ZM19 198H23L22 196L21 197H19ZM30 198V199H29ZM37 198V197H36ZM45 198V197H44ZM4 199V198H3ZM42 199V198H41ZM103 199H104V197H103ZM154 198H152V200H153ZM164 199V198H163ZM170 199V198H169ZM194 199V200H195ZM215 199H214V201H215ZM18 200V199H17ZM28 200H31V197H26V195H25V199H23V202L25 203V202H28ZM43 200V199H42ZM42 200H40V202H38V204H34V205H32L31 203L30 204H28L27 206L26 205H21L19 208H18V210L19 211H21V212H26V210H33V209H35L36 207H41V209L43 210V207H49V206H51L52 204H53V200H50V199H44L43 201ZM141 200V199H140ZM212 200V199H211ZM210 200V201H211ZM105 201V200H104ZM107 201V200H106ZM125 201H127V200H125ZM175 201V200H174ZM190 201H192V200H190ZM213 201V202H214ZM15 202V201H14ZM21 202V201H20ZM30 202V201H29ZM75 202H77V201H75ZM152 202H154V201H152ZM151 202V204H153ZM159 202V201H158ZM185 202H188L187 200L185 201ZM92 203H93V201H92ZM95 203V202H94ZM108 202H106V204H107ZM125 203V202H124ZM161 203V202H160ZM249 203V202H248ZM91 204V203H90ZM170 204V203H169ZM174 204V203H173ZM212 204V203H211ZM15 205V204H14ZM155 205V204H154ZM153 205V206H154ZM171 205V204H170ZM174 206V205H173ZM212 206V205H211ZM12 207V206H11ZM103 207H104V205H103ZM101 208H102V205H101ZM130 208V207H129ZM149 208V209H148ZM154 207H152V209H153ZM171 206H169L168 208H167V210H171V213H172V216H174L175 215V208H172ZM179 208H181V207H179ZM204 208H206V207H204L202 204H199V206H196V209L195 210H192V211H189V213H185V214H193V213H195V212H199V210H203ZM250 207H248V209H249ZM53 209V208H52ZM105 209V208H104ZM134 209V208H133ZM132 209V210H133ZM165 209V208H164ZM97 210V209H96ZM135 210V209H134ZM141 210V209H140ZM206 210V209H205ZM205 210H204V212H202L201 214H206V212H205ZM102 211V210H101ZM240 210H238V212H239ZM44 212V211H43ZM59 211H56V213H54V215L52 216V215H49V217H50V220L51 219H54V217L55 216H58L59 214H60V212L58 213ZM62 212V211H61ZM151 212H153V211H150L149 213H151ZM95 213V212H94ZM99 213V212H98ZM132 213H134V212H132ZM49 214V213H48ZM97 213H95V215H96ZM131 214V213H130ZM135 214H137V213H135ZM134 214V215H135ZM231 214H232V212H231ZM234 214V213H233ZM41 215V214H40ZM90 215H92V214H90ZM52 216V217H51ZM60 216V215H59ZM100 215H98V217H99ZM137 216H139L138 214H137ZM231 216V215H230ZM22 217V216H21ZM23 217H25L24 215H23ZM93 217V216H92ZM151 217V216H150ZM188 217V216H187ZM192 217V216H191ZM196 217V216H195ZM107 218V217H106ZM143 218V217H142ZM152 218V217H151ZM158 218V217H157ZM200 218V217H199ZM48 219V218H47ZM187 219V218H186ZM197 219V218H196ZM100 220H101V218H100ZM105 220V219H104ZM110 220H112V219H110ZM142 220H144V219H142ZM195 220V219H194ZM200 220V219H199ZM102 221V220H101ZM99 222V223H102V222ZM159 221V220H158ZM107 222V221H106ZM112 222H113V220H112ZM156 222V221H155ZM178 223H176V224H178V225H181V224H183L184 222H186V221H182L181 220V218H179V221H177ZM194 223V222H193ZM142 224H146L147 225V223H142ZM148 224H150V223H148ZM185 224V223H184ZM195 224V223H194ZM194 224H192V226H194ZM259 224H261V225H259ZM102 225V224H101ZM145 225V226H146ZM151 225V224H150ZM241 225L242 224H240V228L238 229V233H237V240H239L240 239V241H242V242H244V243H247V242H249V237H250V235H242V233H243V230L244 229H241ZM100 226V225H99ZM107 226V225H106ZM148 226V225H147ZM191 225L190 226H188V228L187 229H189V228H191L192 227ZM246 225H244L243 227H245ZM98 227V226H97ZM101 227V226H100ZM109 226H107V228H108ZM152 227H154V226H152ZM224 227V230L222 231V228ZM258 227V228H257ZM170 229H173V227H167L165 230H161V233H159V235H157L156 236V239H157V241H163L164 240V242H166V240L167 239H164L163 238V236H168V235H170L171 234V232L170 231H172V230H170ZM186 229V230H187ZM252 229V230H251ZM57 230V229H56ZM102 230V229H101ZM175 230V229H174ZM264 230V229H263ZM153 231V230H152ZM152 231H151V228H150V230H149V232H148V236H149V238H150V236H151V234H152ZM191 230H189V232H190ZM181 232V233H180ZM180 232H178L179 234H178V236L176 237L177 238V240L179 239V238H181L183 235H185L186 236V234H184L183 233V231H180ZM220 233V237H219V239H215L217 236H216V234L217 233ZM80 233V232H79ZM174 233V232H173ZM191 233V232H190ZM195 233V232H194ZM202 233V232H201ZM72 235L71 236H73L74 235V233H71ZM57 235H59L58 233H57ZM173 235V234H172ZM174 235H176V234H174ZM259 235H264V232H261V234L259 233ZM147 236V237H148ZM191 236V235H190ZM246 236V237H245ZM136 237V236H135ZM248 237V238H247ZM167 238V237H166ZM184 238V237H183ZM191 239V238H190ZM155 240V239H154ZM236 240V241H237ZM261 240V239H260ZM151 241V240H150ZM157 241H155L154 243H156ZM257 241H258V239H257ZM260 242V241H259ZM138 243V242H137ZM163 243V242H162ZM167 243V242H166ZM262 243H264V237H263V242ZM214 244V245H213ZM136 245V244H135ZM174 245V244H173ZM176 245V244H175ZM260 245H262V244H260ZM154 246H155V244H154ZM153 246V247H154ZM263 246H264V244H263ZM152 247V248H153ZM162 247V246H161ZM214 247H216V246H214ZM251 247V246H250ZM249 247V248H250ZM155 248V247H154ZM256 248H257V244H256ZM262 248H264V247H260V248H257L256 250H253V253H254V255L253 256H256V255H258L259 254V252L261 251V250H263ZM143 249V248H142ZM254 249V248H253ZM153 250V249H152ZM225 250V249H224ZM223 249L219 252L221 255H222V253H223V251H224ZM148 251V250H147ZM222 252V253H221ZM230 252H231V250H230ZM247 252V251H246ZM146 245H145V247H144V249H143V252H142V254L141 255H143V256H145L146 255ZM150 253H151V251H150ZM249 253V252H248ZM249 255V254H248ZM230 257H229V259L225 262V264H230V262H231V260H230V258H231V255H229ZM233 256V255H232ZM251 256V255H250ZM234 257V256H233ZM246 257V256H245ZM252 257V256H251ZM213 263V262H212ZM210 264H211V262H210ZM252 264H264V250H263V253L261 254V255H259L258 256V258L256 259V260H254L253 262H252Z\"/></svg>", "mask_w": 264, "mask_h": 264}, {"label": "snow or ice", "instance_id": "obj_3", "mask_svg": "<svg viewBox=\"0 0 264 264\" xmlns=\"http://www.w3.org/2000/svg\"><path fill=\"white\" fill-rule=\"evenodd\" d=\"M176 52H177V55H175L173 57L176 64H179L181 61H184L187 59L186 56L179 55V53L181 52V49L179 47H177ZM171 67H175V65H173ZM180 80L182 81L183 84H185L189 88L190 91H192L194 93H200L205 88L214 89L216 86L215 83L208 84V83H205L203 81H193V79L188 77L186 69H185L184 73L180 74ZM209 94H214V91L210 92ZM225 99L227 100L228 97L226 96ZM201 107H202V105H201Z\"/></svg>", "mask_w": 264, "mask_h": 264}]
</instances>
